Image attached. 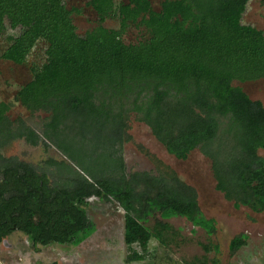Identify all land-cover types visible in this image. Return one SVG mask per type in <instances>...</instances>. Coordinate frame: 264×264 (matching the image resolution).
Masks as SVG:
<instances>
[{
  "label": "trees",
  "instance_id": "trees-1",
  "mask_svg": "<svg viewBox=\"0 0 264 264\" xmlns=\"http://www.w3.org/2000/svg\"><path fill=\"white\" fill-rule=\"evenodd\" d=\"M249 1L165 0L155 11L150 0H89L99 25L80 36L65 0H0V35L16 32L3 60L24 65L47 44L46 62L15 101L48 115L39 132L12 122L11 104H0V244L19 231L34 245L78 247L97 232L79 206L93 198L124 210L128 264L144 262L153 239L164 243L170 228L158 216L185 218L213 236L215 220L174 172L127 173L131 115L178 160L195 150L210 159L217 191L236 209L264 213V105L235 86L264 79V32L242 24ZM116 11L120 29L105 28ZM132 26L144 38L126 44ZM18 140L54 147L66 161L6 159L3 150ZM245 237L233 239L232 253Z\"/></svg>",
  "mask_w": 264,
  "mask_h": 264
},
{
  "label": "rangeland",
  "instance_id": "rangeland-1",
  "mask_svg": "<svg viewBox=\"0 0 264 264\" xmlns=\"http://www.w3.org/2000/svg\"><path fill=\"white\" fill-rule=\"evenodd\" d=\"M130 0H115L118 7ZM165 0H150L153 9L160 11ZM77 33L84 36L99 25V17L89 6V0H65ZM118 11L108 17L105 28L119 30ZM242 24L264 32V0H250L242 18ZM16 32L9 30L0 35V104H11L8 117L12 122L23 120L28 126L41 132L47 114H32L15 101L17 92L33 78V69L46 62L47 44L40 42L29 56L26 64L16 65L2 59L8 48V38ZM144 38L141 29L130 27L123 35L126 44H136ZM253 101L264 105V79L235 83ZM128 134L131 142L123 147V157L127 173L148 172L160 175L172 171L188 186L195 189L198 204L204 216L216 222V233L209 237L204 230L194 227L185 218L169 221L157 219L170 228L164 233V243L153 239L149 254L144 262L132 264H264V213H255L241 206L236 209L234 202L216 189L213 164L199 150L193 151L187 160H178L154 137L151 129L131 115ZM259 155L264 157V151ZM6 159H18L33 166L42 167L48 160L66 161L56 148L37 147L24 140L15 141L3 150ZM42 165V166H41ZM42 169V168H41ZM64 170V169H63ZM62 170V171H63ZM65 181H63L64 183ZM79 206L86 211L90 220L97 226V232L78 247L33 246L20 232L14 233L0 244L2 264H128V248L125 244V212L118 203H107L93 198ZM151 219L149 226L154 228L159 222ZM162 230V229H160ZM246 236L243 248L236 253L230 251L234 238ZM245 237V238H246ZM203 246L218 247L206 252ZM203 262V263H202Z\"/></svg>",
  "mask_w": 264,
  "mask_h": 264
},
{
  "label": "crops",
  "instance_id": "crops-1",
  "mask_svg": "<svg viewBox=\"0 0 264 264\" xmlns=\"http://www.w3.org/2000/svg\"><path fill=\"white\" fill-rule=\"evenodd\" d=\"M19 141V140H18ZM14 143V142H13ZM27 143V142H26ZM17 232H19V231H15L14 233H17ZM14 233H12L9 237H7V238H10ZM21 233V232H20ZM25 235V234H24ZM27 238H28V240H29V242L35 247V246H39V245H34L33 243H32V241L30 240V238L27 236V235H25ZM0 264H2L1 262H0Z\"/></svg>",
  "mask_w": 264,
  "mask_h": 264
}]
</instances>
